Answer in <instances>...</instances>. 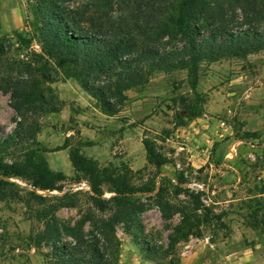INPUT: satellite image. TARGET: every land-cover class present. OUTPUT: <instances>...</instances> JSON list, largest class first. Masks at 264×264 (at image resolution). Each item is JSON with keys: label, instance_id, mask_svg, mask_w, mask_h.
Instances as JSON below:
<instances>
[{"label": "rangeland", "instance_id": "obj_1", "mask_svg": "<svg viewBox=\"0 0 264 264\" xmlns=\"http://www.w3.org/2000/svg\"><path fill=\"white\" fill-rule=\"evenodd\" d=\"M38 4L22 0V25L0 32V138L22 122L24 139L7 149L5 163L43 159L57 188L42 190L26 177L0 173V180L14 185V196L0 199V264H57L54 244L37 246L33 240L41 226L27 205L30 193L46 199L75 197L77 207L54 214L62 230L61 244L96 243L108 248L111 260L117 257L116 264H264V49L201 63L196 93L189 70L146 74L143 83L122 91L117 113L108 115L80 80L64 76L42 50L35 28ZM62 4L90 13L99 8L112 16L121 8L105 0ZM170 13L171 8L159 25L167 23ZM242 17L241 11L228 10L227 19L236 26ZM136 36L160 39L166 49L183 45L162 29ZM110 81L115 77L104 76L99 84ZM18 89L33 94L22 115L13 107V92ZM195 112L201 115L191 118ZM145 141L166 159L165 165L156 167L148 161ZM73 153L92 159L101 170L127 174L131 186L142 191L138 196L145 210L140 220L150 244L167 248L182 218L179 213L166 218L157 206L155 194L162 183L181 189L179 196L167 197L174 204L190 205L191 193L200 196L211 221L203 225L201 237L179 241L162 263L143 256L124 224L109 232L110 244L101 230L111 213L94 203L91 181L73 165ZM154 185L155 191L144 192ZM102 188V199L115 196L110 185Z\"/></svg>", "mask_w": 264, "mask_h": 264}, {"label": "trees", "instance_id": "obj_2", "mask_svg": "<svg viewBox=\"0 0 264 264\" xmlns=\"http://www.w3.org/2000/svg\"><path fill=\"white\" fill-rule=\"evenodd\" d=\"M38 1L34 12L37 19L35 28L42 50L55 60L64 76L80 80L85 91L108 115L117 113L116 101L122 96V91L143 83L146 74L189 70L194 74L192 90L196 93V70L201 63L245 57L264 49V0H105L110 4L116 2L121 5L117 16H112L111 11L101 12L99 8L91 13L65 8L62 2L71 0ZM169 8L171 13L167 23L159 25ZM228 10L242 12V21L238 26L234 20L227 19ZM160 29L170 38H180L182 47L166 49L160 46V39L144 41L136 36V33L147 35ZM204 31L207 32L206 36H203ZM18 37L27 44L31 43L21 35ZM104 76L109 80L115 77V81H110L106 86L101 85L99 82ZM28 95L31 97L33 94ZM28 95L21 89L13 92V107L20 115L24 103L29 102ZM113 99H116L115 102ZM199 115L195 112L191 118ZM24 135L22 122H17L14 132L4 139L0 138L1 175L7 178L26 177L35 188L42 190L56 189V180L43 159L35 162L33 158L25 164L5 163L4 153L9 147L20 143ZM144 145L150 163L156 167L166 164V159L152 143L145 141ZM72 163L89 177L96 206L100 210L108 209L111 213L102 224L103 237L111 244L109 232L117 225L124 224L149 261L162 263L173 254L179 241L201 237L203 225L211 221L200 196L191 193L190 205L182 202L174 204L167 197L169 193L174 197L179 196L181 189L179 186H171L170 189V183L168 186L162 183L155 194L157 206L166 218L174 213L181 214L182 218L170 235L167 248L150 244L140 220L145 210V204L138 196L142 191L131 186L128 175L101 170L95 161L79 153L72 154ZM103 184L110 185L115 193L109 201L102 199ZM13 186L1 179L0 199L13 197ZM155 189L156 185L146 188L144 192L151 193ZM27 205L41 226L34 234V242L37 246L52 242L57 264H116L117 257L111 260L107 247L100 248L96 243H78L74 246L61 244L62 230L54 214L61 208L77 207L75 197L46 199L30 193Z\"/></svg>", "mask_w": 264, "mask_h": 264}, {"label": "crops", "instance_id": "obj_3", "mask_svg": "<svg viewBox=\"0 0 264 264\" xmlns=\"http://www.w3.org/2000/svg\"><path fill=\"white\" fill-rule=\"evenodd\" d=\"M22 0H0V32L22 25Z\"/></svg>", "mask_w": 264, "mask_h": 264}]
</instances>
